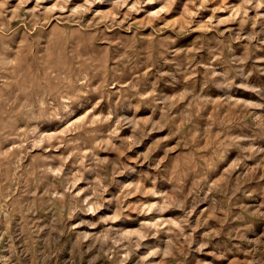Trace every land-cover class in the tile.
Returning a JSON list of instances; mask_svg holds the SVG:
<instances>
[{"label": "rangeland", "instance_id": "obj_1", "mask_svg": "<svg viewBox=\"0 0 264 264\" xmlns=\"http://www.w3.org/2000/svg\"><path fill=\"white\" fill-rule=\"evenodd\" d=\"M0 264H264V0H0Z\"/></svg>", "mask_w": 264, "mask_h": 264}]
</instances>
